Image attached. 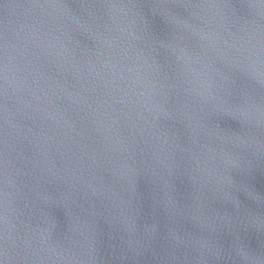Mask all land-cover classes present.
<instances>
[{
    "label": "water",
    "instance_id": "obj_1",
    "mask_svg": "<svg viewBox=\"0 0 264 264\" xmlns=\"http://www.w3.org/2000/svg\"><path fill=\"white\" fill-rule=\"evenodd\" d=\"M0 264H264V0H0Z\"/></svg>",
    "mask_w": 264,
    "mask_h": 264
}]
</instances>
